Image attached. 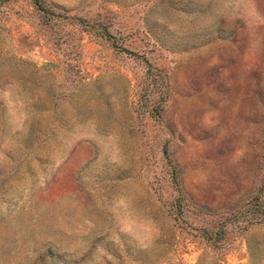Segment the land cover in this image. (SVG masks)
<instances>
[{
    "label": "rangeland",
    "instance_id": "rangeland-1",
    "mask_svg": "<svg viewBox=\"0 0 264 264\" xmlns=\"http://www.w3.org/2000/svg\"><path fill=\"white\" fill-rule=\"evenodd\" d=\"M0 264H264V0H0Z\"/></svg>",
    "mask_w": 264,
    "mask_h": 264
}]
</instances>
